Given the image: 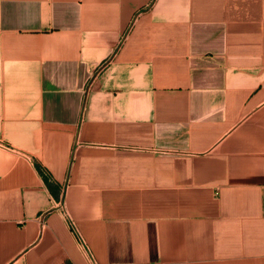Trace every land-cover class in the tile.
Segmentation results:
<instances>
[{
	"label": "crops",
	"instance_id": "crops-1",
	"mask_svg": "<svg viewBox=\"0 0 264 264\" xmlns=\"http://www.w3.org/2000/svg\"><path fill=\"white\" fill-rule=\"evenodd\" d=\"M264 264V0H0V264Z\"/></svg>",
	"mask_w": 264,
	"mask_h": 264
},
{
	"label": "built area",
	"instance_id": "built-area-1",
	"mask_svg": "<svg viewBox=\"0 0 264 264\" xmlns=\"http://www.w3.org/2000/svg\"><path fill=\"white\" fill-rule=\"evenodd\" d=\"M85 253H86V258H87L86 264H97L90 258L89 254L87 252H85Z\"/></svg>",
	"mask_w": 264,
	"mask_h": 264
}]
</instances>
